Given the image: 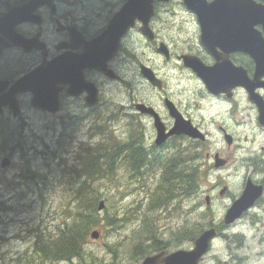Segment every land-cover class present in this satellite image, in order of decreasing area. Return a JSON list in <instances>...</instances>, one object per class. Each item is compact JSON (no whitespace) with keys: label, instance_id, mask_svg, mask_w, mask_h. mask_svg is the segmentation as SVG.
Returning <instances> with one entry per match:
<instances>
[{"label":"rangeland","instance_id":"1","mask_svg":"<svg viewBox=\"0 0 264 264\" xmlns=\"http://www.w3.org/2000/svg\"><path fill=\"white\" fill-rule=\"evenodd\" d=\"M5 2L6 0H0V13L2 12ZM176 4L179 5V2H176ZM175 12L183 17L185 25L180 32L174 36L172 52L177 55L181 54L183 51L186 52V54L198 55L199 45L196 44V42H194V44L198 47L188 51V46L193 44L191 41L195 39L196 34L194 19L191 15H184L180 7H177ZM202 55L205 63L211 62V57L207 52H203ZM198 57L201 56L198 55ZM7 58L13 59L15 56L13 53H7L0 59V62H2L0 73L14 76L16 73L15 70H8V72L4 71L7 66L5 65ZM150 58L159 68V71L166 77L167 85L165 90L159 92L151 87L145 86L143 82H141L142 86L136 84L134 85V90L130 92L125 91V94L133 93L136 96V92L140 89V97L151 101L157 106L161 105L164 96H169L190 113H195L202 128H204L208 135L204 154L207 151L210 153L218 151L223 157L231 159L230 166L222 171L210 169L208 172L207 164L210 166L211 160L207 159L205 162V169L201 170L202 176H200L198 188L201 184L202 186L195 196H193V194V197L178 198L171 204L165 207L163 206L165 210L149 212L146 206L148 202L144 198L148 189L150 188L151 190V187L153 188L152 184L155 182H146L145 187L142 185L140 188L139 184L129 178V173L124 163H116L113 175L98 174L95 177L97 180L110 181L109 184L105 183L103 187L94 186L96 187V194L103 193L105 195L101 198H97V202L90 203V207H96L97 209L101 201H104L105 207L102 212L96 211V215H93L96 220H103V223L101 225H96L89 232L87 242L84 245L85 251L89 254L84 255L83 259L72 261V263H51L45 260L42 261L39 255L33 253L32 249H30L33 247L31 246L33 243L32 239H25L23 241L15 240L16 233H19L16 226L19 221H22L18 219L17 216L20 215V217H22L21 215L23 212L18 206L22 205L23 202L18 198L15 191L10 188L9 182L4 179L10 180L13 178V175L23 166V163L16 157L14 166L3 169L0 167V203L2 204L0 206V264H139L130 261L129 251L126 247L131 243H137L136 239H141V237L163 239L162 241L166 243L165 248L169 247L168 250L185 249L183 245L177 247L176 245L191 238H188L187 234L182 236L174 235V238L172 235L173 233H183L185 230L194 231L196 229L194 226L198 223L204 224V228L208 227L206 225L208 223H212L217 227L224 226L222 221L225 210L231 204L232 199L240 195L244 187L245 177L249 175L258 180L263 176V173L261 174L258 171L254 172L252 170L254 168L252 163L254 162L257 167L264 165V151H260L261 146H264V127L257 125V110L255 106L247 100L246 94L243 91H238L235 100L249 107L247 113L241 112L236 118L237 112H232L229 117L231 120H235V125L231 124L230 128L233 133L232 136L236 139V144L229 149L221 134L217 131L219 123L215 120H219V117L216 115L214 107H208L206 100H208L209 97L207 96L203 84L193 73L184 68L181 63L169 62L165 65L153 54H150ZM234 59L235 62L244 66L246 69L253 67L251 61L244 56H234ZM118 99H121L119 95ZM196 104H199V107ZM74 106V104L65 103L62 112L56 115H47L39 112L33 113L29 111L27 113L29 118L25 122L22 130L28 137L44 136L47 138L45 140L51 144L55 139V135L51 138L50 132H57L59 130V120L61 117H65L68 112L74 115L72 113ZM75 111L79 112L77 108ZM110 114L111 107L108 112L105 107L101 109L100 115H102L104 120L110 119ZM114 120L119 121L113 122ZM71 121L72 123L75 122L79 124L80 127L76 139L68 147L67 154L63 156L66 158L68 164L74 162L75 154L80 150L79 144L93 142V140L89 139L88 132L90 127L95 123V121L79 122L75 119ZM224 121L230 124L229 119H224ZM10 123L15 127L18 126V121H10ZM98 125H106L108 129H113L114 133L118 135L114 136L119 144L132 141L133 139L135 140L133 131L124 135L127 128L125 119H111V122H98ZM243 138H245V140ZM31 141V139H28L29 143H31ZM186 143L185 141L184 144ZM239 145L243 149L240 148L236 150ZM134 147L135 149L137 148L136 142H134ZM170 147L171 150L175 148L173 143L170 144ZM3 148L4 145H0V162L3 157L8 155L7 152H3ZM185 148L187 152H185V149H181L180 145H178L175 153H173V151L170 152V149L158 150L155 148H152V150L148 152L143 151L146 159L145 165L150 168L160 166L167 161H173L175 157L179 156V153H182L181 156L185 159H187L188 156L194 157L193 152H195L198 147L195 145H188ZM180 149L182 152L177 151ZM139 152L141 154V151ZM168 152L175 155L168 156ZM32 153V151H27V158L29 160ZM129 154L130 151L127 153L124 152L123 159L126 163H129V159L127 158ZM247 156L252 157L248 163L244 161V158ZM201 161L202 158L200 159V162ZM42 163L53 164L52 168L57 164L55 161L51 163L50 160H45L44 162V160L39 159L38 164ZM28 164L31 168H36L37 166L34 162L30 161ZM42 171L47 175L46 179L49 182V187L45 184L41 185L38 183L40 186L39 190L43 197L42 200H37L40 204L32 201L28 206L25 205L28 208V212H23V217L26 222L21 223L20 229L22 233L20 237L22 238L26 237V233H23V231H30L37 226L40 227L42 233H31V235H33V237H37V235L43 237L48 234V231L55 229L60 221V218L58 219L57 216V214L60 213L58 210V203L62 198V193L58 185V177H60L59 166H56L53 172L48 168L42 169ZM216 182L221 183L219 187L215 186ZM36 186L37 185L34 184L30 185V187L24 186V194L30 198L29 189L36 191ZM224 187L227 188L228 193L219 195V190ZM193 193H195V191H193ZM205 196H210L211 198L209 206H206L204 203ZM182 199L184 200L181 201ZM42 204H44V206ZM206 211H210V214ZM183 212L185 215L188 214V216H183ZM253 216H255L256 219H254ZM144 218H149L151 220V225L154 230H152L153 234L150 231H148V234L152 236L142 231L145 228V225L142 226V220ZM226 227H228L226 230H220V232H224L225 235L218 237L212 242L209 252L202 258L200 264H264V198L253 210ZM141 231L142 233H140ZM92 232L98 233L99 238L96 240L92 239L90 237ZM140 234L145 235L140 236ZM195 234L196 233H194V236ZM45 237L46 236L43 238ZM4 238H7V240ZM149 239H144V245L150 244L148 242ZM35 244L39 245L40 242L37 240ZM106 245H108V249ZM184 245L190 244L185 241ZM27 247H30L28 254H30V252L31 254L27 257H23L19 262L18 259L24 255L25 249H28ZM90 253L94 257L90 256Z\"/></svg>","mask_w":264,"mask_h":264},{"label":"flooded vegetation","instance_id":"2","mask_svg":"<svg viewBox=\"0 0 264 264\" xmlns=\"http://www.w3.org/2000/svg\"><path fill=\"white\" fill-rule=\"evenodd\" d=\"M29 1L30 0H6L1 14H8L12 10L19 9ZM129 1L130 0H36V5L33 6L31 11V14L36 15L34 21H18L17 19L13 27L7 29L5 35L0 34V38L4 39V43L8 45V48L2 51L0 59L7 53H13L15 56L13 59H6L5 65L7 66L4 71H16L14 76L0 73V80L8 82L7 87L12 86L15 81L30 70H35L42 65L53 62L52 70H70L69 76L72 74L75 82L72 83L74 90L73 94L68 91L70 87L69 76L63 75L62 79L66 80L65 83L59 78L56 79L57 83L55 84V89L58 88V113L62 112L65 103L75 105L72 112L74 115L68 112L65 117H61L63 121L69 122L75 119L80 122L96 121L107 123L111 122V119H125L127 127L132 129L136 140V153L139 151L148 152L152 150V148L158 150L170 149V152L173 151V153H175L178 145L187 152L185 147L196 144L197 141L190 140L184 135L167 136L174 126L175 118L170 113L169 108L166 107L165 100L169 99L172 101L174 107L181 116L208 137L207 132L202 128L195 113H190L169 96H164L161 105L157 106L151 101L140 97V89L136 92V96L133 93L125 94V91L130 92L134 90V85L136 84L142 86L141 82L147 87L155 88L141 75V70H144L142 65L153 71L158 79L156 82L157 85L159 84L160 86L159 90H165L167 85L166 77L152 62L150 54L158 57L162 64H167L172 61L179 63L178 56L180 54L177 55L172 52V44L174 36L180 32L181 29H176L174 26L178 25L174 24L173 19L167 15V10L171 2L151 0L154 11L153 17L149 22L150 29L154 36L152 42H148L142 37L138 19L133 21V28L125 35H120L117 39L113 35H106V33L113 31L109 28L110 25L125 23L124 21H127L128 17L132 15L131 13H127V16L123 18L121 22L111 23L113 16L121 11ZM255 1L264 5V0ZM257 29L261 30V26H257ZM197 35L198 27L196 26L195 36ZM35 39H38V41L43 44L40 47L41 49L33 48L30 51H26L22 47L23 40L34 41ZM195 41L196 39L191 41L193 44L188 46V51L196 49V47H198L196 44H198V55L204 60L202 55L204 51L201 50L203 47L200 43L196 42V44H194ZM160 43L165 44L164 47L157 48V44ZM143 44L144 46H142ZM149 48H152L154 51L145 55V52H147ZM142 54L145 56L142 57ZM234 55L236 54H231V59L235 63ZM1 68L2 62H0V69ZM252 70V67L245 70L248 77H251ZM93 90L95 91L97 102L91 105L87 102L94 100ZM238 91L243 90L236 88L229 97L226 93H219L217 96H214L220 97L219 99L215 101L206 100L208 107H214L216 115L219 117V120H215L219 123L217 131L221 134L227 148H230V145L225 137L226 135L231 136L233 134L230 127L231 124L235 125V120H231L229 117L232 112H237V118L240 114L236 106L242 105V102H236L235 100ZM118 95L121 99H118ZM21 105L26 107L28 103L27 101H22L20 103V106ZM196 105L199 107V104ZM104 107L107 109V112L111 107L110 119L108 120H104L102 115H100L101 109ZM76 108L79 112L75 111ZM247 111L248 110H244L243 112L247 113ZM119 112H121V114ZM224 119H229L230 124H227ZM115 121L119 120H114L113 122ZM159 129L163 131L162 137L166 138L162 145L157 146L156 141L159 136ZM128 133L127 131L124 135ZM185 141L187 145L184 144ZM171 143L175 146L174 150L173 148L171 150ZM202 143L203 146H205L206 142ZM195 146L198 147L199 145ZM181 149L177 151L182 152ZM203 152L204 151H198L194 159V165L198 166V169L205 165V159H209L208 151L205 152L204 159L199 155V153L203 155ZM214 153L221 155L218 151ZM179 154L182 155V153ZM7 157L11 160L13 155H7ZM201 158L202 161L200 162ZM179 160L182 161V159L177 156L175 159V164L177 163V166H172L173 168L176 167L175 169L177 170L180 169ZM187 164L188 162H184L183 168H181L187 169ZM172 167L168 168V173H171ZM209 167L212 168L213 165ZM148 173L150 172H144V176L141 178V184H144L143 187H145L147 180L152 179V172L151 174ZM168 175L169 177H166V180L170 182L171 176L170 174ZM186 181L187 178L184 177L181 183L183 184ZM258 182L264 184V179ZM32 184L37 186L36 191L29 189L31 195L30 199L35 201L40 200V197H42V193L38 189L40 186L35 180V176L32 175L31 172H28L24 179L23 186L30 187Z\"/></svg>","mask_w":264,"mask_h":264},{"label":"water","instance_id":"3","mask_svg":"<svg viewBox=\"0 0 264 264\" xmlns=\"http://www.w3.org/2000/svg\"><path fill=\"white\" fill-rule=\"evenodd\" d=\"M183 1L189 9L198 15L201 43L216 60V63L212 67L207 68L196 57H184L185 65L193 68L204 79L208 88H211V82L214 78L218 81L236 78L235 74L230 73L229 70H237L238 79L240 75H243L241 68H235L232 64L228 63L227 56H220L214 51L217 45H221L224 54H229L231 50L248 52L255 63L254 79L252 84L251 82L248 84L243 79H240L237 81V85L247 86L252 99L258 103V100L254 97L253 90L258 86H263L257 84V82H259V77L264 70V40L261 33L255 29V26L261 25L264 32V7L256 5L251 0H213L209 3L205 0ZM126 8L130 9L131 3ZM24 15L25 17L28 16V14ZM14 23L10 17L3 16L0 19V34L5 35L7 29H11ZM227 27H230V29H226ZM223 29L226 30V33ZM240 45L244 47H239ZM5 47H8V45H5L3 39H0V54ZM40 68L22 76L5 92L4 90L8 82L0 81V114L2 113V108L5 106H8L14 112V96L19 91H29L32 93L31 104L33 107L49 113L58 111V88L55 89V84L57 83L55 77H59L65 83L62 80V76L66 72L65 70H40ZM149 79L153 84H156V81L151 76H149ZM70 86L72 88V83ZM88 103L95 104L96 100H90ZM14 114L16 113L14 112ZM175 129L176 132L172 131V133H184L192 138L203 139V136L189 125H177ZM158 133L159 141H161L163 139L162 129ZM5 164H8V161L4 160L3 165ZM261 195L262 187L254 186L248 180L240 198L234 201L227 210L224 223L228 225L239 218ZM206 201H208V198H206ZM102 207L103 202H100L98 209L101 210ZM214 236V229L206 230L197 238L192 251H177L165 258H162L161 253L145 258L143 264H198V261L208 250L209 242ZM92 238H97L96 232L92 234Z\"/></svg>","mask_w":264,"mask_h":264},{"label":"trees","instance_id":"4","mask_svg":"<svg viewBox=\"0 0 264 264\" xmlns=\"http://www.w3.org/2000/svg\"><path fill=\"white\" fill-rule=\"evenodd\" d=\"M63 125H64V130L61 133L62 142L59 145L61 147L60 153L67 149V145H68L69 140L71 138V134H72L73 130H75L73 123H63ZM130 131H132V129ZM91 133H92L91 134L92 136L98 135V136H100V138L95 143L82 147V154H81L82 163L80 165V166H82V164H83L82 168L80 170H78V168L73 165L72 167L66 166L63 170L64 176L62 177V185H63V187H62V198L59 200V203H58V210L60 211L61 218H60V225L57 226V229L55 231L56 233L55 232H52V233L49 232L47 234V237H45L46 239L39 236V235H37V237H35V239H36L35 242L38 240L40 242V244L36 245L34 242V244L32 245L33 246L32 251H33V253H36L37 255H39V257H41L42 261L45 260V261H49L51 263H53V262H70V263H72V261L77 260V258L83 259L84 255L89 254L85 251L83 245H85V242H87L88 234H89L90 230L93 228V225L95 227L96 225H100V223H101L100 220H95V217L93 216L97 211L96 207H93V208L90 207V203L95 202L97 200V198L100 197L99 194L95 193V190H96V187H94L95 186L94 184L96 183L95 175H98V174L113 175L114 170H115V164L114 163L120 162L121 161L119 159L120 154L122 153L124 155V152L127 153L128 151H130V154L127 156V158L131 159V162H132V163L130 162L128 165L130 167L129 169L131 171H135V169L137 170L138 165L140 164L141 154L136 153V149H135L134 143H133L134 139L131 141L132 143L127 142L124 145L118 144L116 137L114 136L113 132L111 130H109L106 127V125H96V126L92 127ZM110 136H111V138L113 137L112 138L113 140L110 138ZM109 140H112V141H109ZM114 141H115V143H114ZM105 144H106V146H105ZM107 146H109L110 148ZM202 150H203V147L198 146L197 150L195 152H193V154H195L194 157L191 158V156H189V160H188V163H189L188 172H190V171H191L190 173H193V172L196 173L197 172L196 176H198V177L197 178H196V176L192 177L189 175L190 174L189 173L188 177H187V179L188 178L189 179L183 183L185 187L183 185L181 186L180 185L181 183H178V185H179L178 186L175 181H172L173 183L170 185H169V183L164 184L161 187V189L158 190L159 192L157 191V194L154 197L155 200H153L151 207H157L160 204H163L166 201L170 200L171 198H174L175 197L174 194L176 193L177 188L178 189L180 187L183 188V189H179V191H184L185 195H186V193H185L186 190H187V195H189L190 193H193V191H195V189L193 187H195V185H197L196 181H198V178L201 174V171H200V169L197 168L198 166H196V165L194 166L193 159H195L197 151H202ZM116 155H117V157H116ZM199 155L202 157V154L199 153ZM87 156H89V157H87ZM105 157L106 158L108 157V158L106 159ZM116 159H117V161H116ZM86 160H87V162H86ZM195 167H196V169H195ZM73 168H75V169H73ZM109 170L111 171V173ZM75 172H77L78 175ZM74 173L77 176L83 175V174L85 176V179L82 180L81 182H79L78 186H74L73 184H69V183H66L64 181V178L72 177L74 175ZM177 176H178V180L180 182V180H182V179L179 175H177ZM171 177L173 179L176 178L175 175L174 176L172 175ZM191 178H192V180H191ZM194 180H196V181H194ZM170 188H171V190H170ZM173 189H174V191L175 190L176 191L174 192ZM154 209H157V208H152L151 210H154ZM74 210H76L77 212ZM147 211H148V209H147ZM73 212H74V214H73ZM72 214H73V216H72ZM70 220H72V221L70 222ZM66 221H68L69 223ZM143 223L147 224V226L145 227L146 230H144V232L146 234H148V230L151 232H152V230H154L152 228L151 220L149 218L144 219ZM201 229H203V228L198 226V228H196L194 230V232H196V233L200 232ZM31 233H34V234L35 233H42V230L39 229L38 232L32 231ZM152 234H153V232H152ZM144 235L145 234H140V236H144ZM149 236H152V235H149ZM149 238H151V237H148V238L141 237V239H136L137 243H131L128 247H126V249L129 251V259H131L130 261H132V262L135 260L139 261L151 252L155 253V252H160V251L166 250L165 246L161 243V240L157 239V238L152 239L151 243L149 245H144V239H149ZM138 242H140V243H138ZM39 247H40V249H39ZM107 249H108V247H107ZM49 253H52V254H49ZM30 254H31V252H30ZM30 254H28V252L25 251L23 256L27 257ZM48 254H49V256H48ZM90 256L94 257L91 253H90ZM57 259H59V260H57ZM60 259H62V260H60Z\"/></svg>","mask_w":264,"mask_h":264},{"label":"bare ground","instance_id":"5","mask_svg":"<svg viewBox=\"0 0 264 264\" xmlns=\"http://www.w3.org/2000/svg\"><path fill=\"white\" fill-rule=\"evenodd\" d=\"M168 15V14H167ZM165 18V17H164ZM166 20H167V18H166ZM168 23H169V21H168ZM164 24V23H163ZM168 25H170V24H168ZM167 26V25H166ZM66 73H65V76H69V74H70V70H67V71H65ZM63 77V76H62ZM57 78H59V77H57L56 76V78H55V80L57 79ZM60 79V78H59ZM69 81H70V83H75L74 82V77H73V75L71 74L70 76H69ZM126 98V97H125ZM126 101V100H125ZM125 103H127V102H125ZM119 111V110H118ZM120 114H121V112H119ZM115 114H116V112H115ZM119 115V114H118ZM130 116H132V115H130ZM131 119V118H130ZM135 125V124H134ZM138 128V127H137ZM110 138H111V136H110ZM113 138V137H112ZM111 138V139H112ZM115 139V138H114ZM113 140V139H112ZM112 140H109V141H112ZM108 142V141H107ZM127 142H130V143H132L131 141H126L125 143H127ZM134 142H136V140H134L133 141V143ZM113 143V142H112ZM111 143V144H112ZM114 143H115V141H114ZM125 143H123V144H125ZM110 144V143H109ZM119 144V143H118ZM105 146H106V144H105ZM107 147H109V146H107ZM110 148V147H109ZM112 148V147H111ZM102 150V149H101ZM104 150V149H103ZM112 150V149H111ZM114 150V149H113ZM127 150V149H126ZM141 150H143V149H141ZM99 152V151H98ZM105 152V151H104ZM85 153V152H84ZM89 153V152H88ZM94 153V152H93ZM138 153H140V152H138ZM169 153V152H168ZM107 154V153H106ZM113 154V153H112ZM116 154V153H115ZM88 155V154H87ZM90 155V154H89ZM104 155V154H103ZM108 155V154H107ZM173 155H175V154H171V153H169L168 154V156H173ZM109 156V155H108ZM84 157V156H83ZM87 157H89V156H87ZM91 157V156H90ZM112 157V156H111ZM116 157H117V155H116ZM123 157H124V155L121 153L120 154V162H118V163H124V165H125V168L127 169V171H128V173H129V178L130 179H133L137 184H139L140 185V188L142 187V185L144 186V184H141V178L144 176V172H146V171H149L150 173H148V174H151V172H152V179L151 180H148L147 182H151V183H154V184H152V186H153V188L151 187V190H150V188L148 189V192H147V195H146V198H144L148 203H147V209H148V211L149 212H152V211H160V210H165V206H167L168 204H171L172 202H174V201H176V199H181V198H187L188 196H192L194 193H190L189 195H187V190H186V195L184 194V191H179V189H183V188H177V191H176V193L174 194L175 195V197L174 198H171L170 200H168V201H166L165 203H163V204H160L159 206H157V207H151L152 206V203H153V200H155L154 199V197H155V195L157 194V191L158 190H160L161 189V187L164 185V184H166V183H169V185L170 184H172L173 182L172 181H175L176 183H177V185H178V183H181V180H180V182H179V180H178V176L177 175H179L180 177H181V179H183L184 177L185 178H187L188 177V174L191 172H188V166H189V164H187V169H182L183 167V163L184 162H188V160H189V156H188V158L187 159H185V158H183L182 156H181V154H179V158L180 159H182V162L180 161V166H179V168L180 169H175V168H173L172 166H177L176 164H175V159H176V157L174 158V160L173 161H167L166 163H162V165H160V166H156V167H152V168H150V167H148V166H146L145 165V161H146V159H145V157H144V153H143V151H141V159H140V164L138 165V168H137V170L135 169V171H133V172H131V170L129 169L130 167L128 166L129 165V163L131 162V159H129V163H126L125 162V160L123 159ZM106 158V157H105ZM108 158V157H107ZM106 158V159H107ZM191 158H193L192 156H191ZM165 159V158H164ZM178 160V159H177ZM108 161V160H107ZM116 161H117V159H116ZM29 162V161H28ZM85 162V161H84ZM83 162V163H84ZM86 162H87V160H86ZM132 163V162H131ZM114 164H116V163H114ZM131 166V165H130ZM185 166V165H184ZM195 166V165H194ZM72 167V166H71ZM104 167V166H103ZM169 167H172L171 168V173H168V168ZM182 167V168H181ZM113 168V167H112ZM192 168V167H191ZM71 169V168H70ZM73 169H75V168H73ZM72 169V170H73ZM105 169V168H104ZM133 169V170H134ZM195 169H196V167H195ZM186 170H187V172L188 173H186ZM110 171V170H109ZM165 172H166V175H165ZM76 174H77V172H75ZM110 173H111V171H110ZM173 173V174H172ZM197 173V172H196ZM196 173H190L189 175L190 176H192V177H194V176H196L197 174ZM28 174V173H27ZM168 174H170V176H176V178H172V177H170V182H169V180L167 181L166 180V177H169V175ZM78 175V174H77ZM84 175V174H83ZM97 175H95V177H96ZM151 176V175H150ZM202 176V175H201ZM198 176H196V178H197ZM189 179V178H188ZM187 179V180H188ZM35 180H36V177H35ZM95 180H97V179H95ZM94 180V181H95ZM191 180H192V178H191ZM194 181H196V180H194ZM202 181V180H201ZM197 182V181H196ZM181 186L183 185L184 186V184H180ZM87 186V185H86ZM179 186V185H178ZM177 186V187H178ZM185 187V186H184ZM194 189H195V187H193ZM38 189H40V187H38ZM175 189V188H174ZM174 189H173V191H174ZM186 189V188H185ZM184 189V190H185ZM170 190H171V188H170ZM162 191V190H161ZM174 191V192H175ZM78 192V191H77ZM76 192V193H77ZM159 192V191H158ZM78 195V194H77ZM149 197V201H148V197ZM164 196V195H163ZM173 196V195H172ZM42 198L43 197H40V200H42ZM78 198V197H77ZM32 201V200H31ZM8 202H9V200H8ZM97 202V201H96ZM103 203H104V201H102ZM76 206V205H75ZM164 206V207H163ZM105 207V206H104ZM152 208H157V209H154V210H151ZM10 210H11V208H10ZM9 210V211H10ZM15 210H17V209H15ZM9 211H6V212H9ZM74 211H76V210H74ZM168 211V210H167ZM166 211V212H167ZM77 212V211H76ZM75 212V213H76ZM95 212V211H94ZM73 214H74V212H73ZM73 214H72V216H73ZM96 215V214H95ZM94 215V216H95ZM22 216V215H21ZM71 216V217H72ZM70 217V216H69ZM76 217V216H75ZM17 218L18 219H20V215H18L17 216ZM66 218V217H65ZM73 219V218H72ZM145 219V218H144ZM144 219L142 220V222H144ZM95 220H96V218H95ZM112 220V219H111ZM72 220H70V222H71ZM66 222H68V221H66ZM76 222V221H75ZM69 223V222H68ZM62 224V223H61ZM73 224V223H72ZM71 224V225H72ZM60 225V224H59ZM145 225V227L147 226V224H145V223H143V225L142 226H144ZM24 226V225H23ZM93 227H94V225H93ZM194 227H196V228H198V225L196 224ZM61 228V227H60ZM69 228V227H68ZM91 228V227H90ZM63 229V228H62ZM67 230V229H66ZM144 230H146L145 228L142 230V231H144ZM226 230V229H225ZM69 231V230H68ZM142 231L140 232V233H142ZM149 231V230H148ZM222 231V230H221ZM224 231V230H223ZM66 232V231H65ZM147 232V231H146ZM151 232V231H150ZM56 233V232H55ZM194 233H196V232H194V231H187V230H185L183 233H180V232H176V233H173L172 235H173V237L175 238V236L174 235H177V236H182V235H184V234H187V236H188V238L190 237L191 239L192 238H194ZM198 233V232H197ZM224 233V232H223ZM87 234V233H86ZM56 235V234H55ZM44 236H46L47 237V235H44ZM43 236V237H44ZM58 238V237H57ZM60 238V237H59ZM99 238V237H98ZM223 238V237H222ZM46 239V238H45ZM160 239V238H159ZM151 240L152 239H149V243H151ZM163 239H161V243L165 246L166 245V243L165 242H163L162 241ZM55 241V240H54ZM86 243V242H85ZM43 246V245H42ZM84 246V245H83ZM43 248V247H42ZM31 249V248H30ZM39 249H40V247H39ZM82 249V248H81ZM84 250V249H83ZM36 251V250H35ZM52 251V250H51ZM43 252V251H42ZM41 252V253H42ZM53 252V251H52ZM49 254H52V253H49ZM49 254H48V256H49ZM253 254V253H252ZM84 255V254H83ZM254 255V254H253ZM82 256V255H81ZM80 256V257H81ZM255 256H257V255H255ZM254 256V257H255ZM51 258V257H50ZM54 258V257H53ZM72 258V257H71ZM47 259V258H46ZM77 259H79V258H77ZM252 259V258H251ZM255 259V258H254ZM56 260V259H55ZM57 260H59V259H57ZM60 260H62V259H60ZM225 263V262H224ZM226 264V263H225Z\"/></svg>","mask_w":264,"mask_h":264}]
</instances>
